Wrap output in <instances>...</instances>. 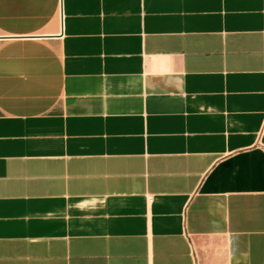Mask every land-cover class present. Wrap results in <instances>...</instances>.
Here are the masks:
<instances>
[{
    "label": "crops",
    "instance_id": "crops-1",
    "mask_svg": "<svg viewBox=\"0 0 264 264\" xmlns=\"http://www.w3.org/2000/svg\"><path fill=\"white\" fill-rule=\"evenodd\" d=\"M0 264H264V0H0Z\"/></svg>",
    "mask_w": 264,
    "mask_h": 264
},
{
    "label": "built area",
    "instance_id": "built-area-1",
    "mask_svg": "<svg viewBox=\"0 0 264 264\" xmlns=\"http://www.w3.org/2000/svg\"><path fill=\"white\" fill-rule=\"evenodd\" d=\"M152 200H153L152 196H148V201L152 202Z\"/></svg>",
    "mask_w": 264,
    "mask_h": 264
}]
</instances>
